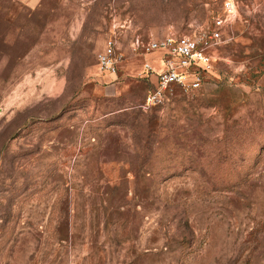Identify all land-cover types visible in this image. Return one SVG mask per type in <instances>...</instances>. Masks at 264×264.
<instances>
[{
  "label": "rangeland",
  "instance_id": "374dc122",
  "mask_svg": "<svg viewBox=\"0 0 264 264\" xmlns=\"http://www.w3.org/2000/svg\"><path fill=\"white\" fill-rule=\"evenodd\" d=\"M216 17L146 104L140 42ZM0 264H264V0H0Z\"/></svg>",
  "mask_w": 264,
  "mask_h": 264
},
{
  "label": "built area",
  "instance_id": "2783aa9c",
  "mask_svg": "<svg viewBox=\"0 0 264 264\" xmlns=\"http://www.w3.org/2000/svg\"><path fill=\"white\" fill-rule=\"evenodd\" d=\"M224 6L230 10L228 1L224 2ZM222 25L221 18L216 17L210 26H206L205 29H200L196 33H166L161 37L140 42L143 53L151 50L164 52V56L162 54L160 56L162 65L157 69L151 66L148 61L142 62V69L145 72L152 70L155 72L153 85L143 97L146 104L160 102L162 91L168 87L179 86L187 89L199 85L202 71L208 70L214 59L210 49L218 42ZM95 59L101 73H115L119 52L114 40L108 38L103 47L96 52Z\"/></svg>",
  "mask_w": 264,
  "mask_h": 264
},
{
  "label": "crops",
  "instance_id": "0c3cea01",
  "mask_svg": "<svg viewBox=\"0 0 264 264\" xmlns=\"http://www.w3.org/2000/svg\"><path fill=\"white\" fill-rule=\"evenodd\" d=\"M152 61H153V64L155 65L156 68L161 67L162 59L160 57H155V58L152 59Z\"/></svg>",
  "mask_w": 264,
  "mask_h": 264
}]
</instances>
